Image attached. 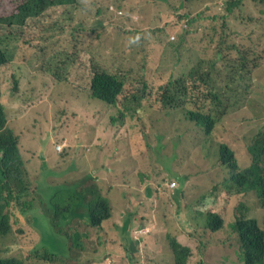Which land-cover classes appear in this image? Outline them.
Wrapping results in <instances>:
<instances>
[{
	"label": "rangeland",
	"instance_id": "obj_1",
	"mask_svg": "<svg viewBox=\"0 0 264 264\" xmlns=\"http://www.w3.org/2000/svg\"><path fill=\"white\" fill-rule=\"evenodd\" d=\"M25 1L0 0V18L15 15ZM223 1L77 0L73 7H51L39 19L2 28L9 35L13 62L0 73L1 101L19 137L32 195L23 213H11L12 233L0 238V258L45 264L43 258L50 257L46 263L52 264L75 243L73 230L87 229L88 236L81 240L85 248L94 246L98 233L78 214L64 229L65 236L57 232L50 203L75 190L88 192L96 183L112 209L105 227L109 250L84 264H173L166 239L170 232L190 247V264H243L232 229L235 209L247 208L248 216L263 228L264 209L257 192L233 189L234 195L225 196L211 189L214 183L223 184L226 172L220 169L214 143L195 147L204 133L185 118L188 107L162 110L152 93L147 107L152 106L139 119L127 117L111 125L116 110L92 99L89 91L93 67L153 90L182 78L199 61L213 59L218 49L231 60L226 64L237 69L233 50L241 44L251 50L258 68L249 75L243 72L235 82L228 76V108L211 135L240 162L250 161L247 146L264 130V28L255 27L257 8L251 0L234 9L247 24H224ZM187 19L194 22L184 35ZM225 78L220 75L216 87H224ZM242 92L251 94L253 103L245 97L239 107L234 105ZM215 210L223 226L213 233L202 215ZM125 222L137 225L134 230L141 226L135 234L142 241L132 240L130 230L122 231ZM71 249L76 250L73 245Z\"/></svg>",
	"mask_w": 264,
	"mask_h": 264
},
{
	"label": "trees",
	"instance_id": "obj_2",
	"mask_svg": "<svg viewBox=\"0 0 264 264\" xmlns=\"http://www.w3.org/2000/svg\"><path fill=\"white\" fill-rule=\"evenodd\" d=\"M76 1L26 0L18 7L15 15L0 18V73L3 69L9 68L13 62V55L9 50L7 41L9 35L3 33L2 28L23 25L27 20L39 19L51 7H73ZM241 1L243 0L223 1L225 6L221 20L224 24L231 20L243 22L244 24L248 23L244 17L238 16L234 12ZM251 1L257 8L258 16L254 21L255 27L264 28V0ZM128 5L133 6L132 2H128ZM177 7H181V3ZM130 11L136 13L133 8ZM238 11H241V9ZM73 12V14L76 12L74 8ZM193 22L194 19L185 21L187 27L181 30L184 35L188 32V25L193 24ZM170 34H175V32L171 31ZM129 39L136 43L133 38ZM178 48H183L182 43ZM233 51L236 57L232 59V62L238 64L237 69H233V67L226 64L231 60L227 59L228 57L222 49H218L213 59L199 61L186 74H182L184 75L182 78L161 85L156 90L145 83L139 84L134 81L129 84L116 74H111L100 67H93L89 79V91L92 99L103 102L106 106L116 110L117 115L110 117L111 125H114L113 122L122 124L127 117H130V119L137 117L139 119L141 112L151 108L152 105L147 107V104L152 93L155 94L156 98L153 102L160 104L162 108L159 107L162 110H176L183 105L188 107L185 118L194 123L204 133V138L195 147H201L204 141L214 143L219 152L220 169L226 172L223 186L220 183H214L211 189L223 191L225 196H227V193L234 195L233 189H238L241 193L244 189L257 192L261 206L264 209V130L259 131L247 146L250 161L246 163L240 162L234 151L211 135L218 128L221 121L220 117L225 114L228 108L229 99L226 97L228 76L232 75L230 80L235 82L241 79L240 76L243 72L249 75L252 70L258 68V61L256 58L251 57L252 53L249 48L238 44ZM218 63L223 69L217 66ZM52 70L54 71L53 75L56 77L57 71ZM52 70H49V72ZM223 73L226 76L225 86L218 85L216 87L215 82ZM11 78L13 89L17 90L18 79L14 73L11 74ZM0 80H2L1 76ZM245 97L250 103H253L252 95L242 92L237 94L234 105L239 107L242 101H246ZM1 98L2 86L0 84V238L12 233L11 213H23L29 207L30 202L28 199L32 195L29 175L19 150V137L8 123ZM92 182H95V179H92ZM174 188L176 187L171 189ZM202 204L206 205L205 202ZM50 206L52 226L57 232L64 235V229L74 221V215L78 214L83 217L89 228L94 227L99 240L94 246L85 248V241L81 239L88 236V230L85 229V232L73 230L76 241L71 245L76 250H72L71 245H67L65 253L59 255L56 258L57 262H52V264H70L72 262L84 264L98 260L106 254L109 249L105 243V227L107 222L112 220V209L109 200L102 195L96 183L89 185L88 192L75 190L70 192L62 201L52 200ZM129 213L132 212L129 211ZM202 218L205 227L211 232L216 233L221 230L223 220L218 210H215V212L206 211ZM135 227L125 222L121 229L123 232H126L127 229L130 230L129 235L132 240L136 238L142 241L143 239L138 238L135 234V231L141 226L134 230ZM232 229L238 239V251L242 263L264 264V228L261 227L258 220L248 216V209L242 205L235 209ZM166 239L173 256V264H190L192 257L190 247L181 244L178 236L173 232L168 233ZM49 258H43V262L49 264L46 263L50 260ZM32 259L36 260L33 256ZM0 264H26V261L17 258H0Z\"/></svg>",
	"mask_w": 264,
	"mask_h": 264
},
{
	"label": "built area",
	"instance_id": "obj_3",
	"mask_svg": "<svg viewBox=\"0 0 264 264\" xmlns=\"http://www.w3.org/2000/svg\"><path fill=\"white\" fill-rule=\"evenodd\" d=\"M172 39H174V37H172ZM61 148H62V146H61V145H57V146H56V149H57L58 151H60V150H61ZM172 184H174V183H172Z\"/></svg>",
	"mask_w": 264,
	"mask_h": 264
},
{
	"label": "crops",
	"instance_id": "obj_4",
	"mask_svg": "<svg viewBox=\"0 0 264 264\" xmlns=\"http://www.w3.org/2000/svg\"><path fill=\"white\" fill-rule=\"evenodd\" d=\"M131 42L135 43L134 41L130 40Z\"/></svg>",
	"mask_w": 264,
	"mask_h": 264
}]
</instances>
